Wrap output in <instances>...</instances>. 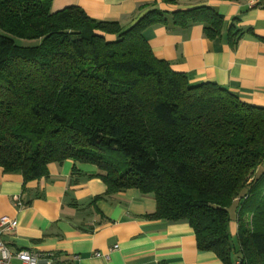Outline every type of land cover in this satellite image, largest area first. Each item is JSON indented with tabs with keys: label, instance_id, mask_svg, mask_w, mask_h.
<instances>
[{
	"label": "trees",
	"instance_id": "1",
	"mask_svg": "<svg viewBox=\"0 0 264 264\" xmlns=\"http://www.w3.org/2000/svg\"><path fill=\"white\" fill-rule=\"evenodd\" d=\"M51 5L0 0V169L29 182L52 163L94 165L107 197L153 195L146 219L188 221L199 249L224 264H264V108L192 84L145 37L156 25L202 24L215 39L224 18L208 7L150 10L123 28Z\"/></svg>",
	"mask_w": 264,
	"mask_h": 264
},
{
	"label": "crops",
	"instance_id": "2",
	"mask_svg": "<svg viewBox=\"0 0 264 264\" xmlns=\"http://www.w3.org/2000/svg\"><path fill=\"white\" fill-rule=\"evenodd\" d=\"M51 1L53 12L78 7L96 21L123 28L150 10L170 18L179 10H215L225 22L220 37L209 38L202 24L156 25L145 32L153 54L192 84L214 83L264 108V1L252 7L250 0ZM99 173L94 165L68 160L50 164L47 177L25 182L21 174L0 169V219L18 222L13 234L2 236L8 248L54 254L76 264H224L199 249L188 221L146 219L157 210L153 195L131 189L107 197Z\"/></svg>",
	"mask_w": 264,
	"mask_h": 264
},
{
	"label": "built area",
	"instance_id": "3",
	"mask_svg": "<svg viewBox=\"0 0 264 264\" xmlns=\"http://www.w3.org/2000/svg\"><path fill=\"white\" fill-rule=\"evenodd\" d=\"M259 0H250V6H255ZM264 1V0H262ZM14 202L18 207L23 204L19 197L14 198ZM18 227L16 220L9 218L0 219V264H76L74 261H60L54 254L33 252L30 250H22L12 252L3 241L4 234H13ZM115 247L114 249H117ZM100 256V254H97Z\"/></svg>",
	"mask_w": 264,
	"mask_h": 264
},
{
	"label": "rangeland",
	"instance_id": "4",
	"mask_svg": "<svg viewBox=\"0 0 264 264\" xmlns=\"http://www.w3.org/2000/svg\"><path fill=\"white\" fill-rule=\"evenodd\" d=\"M16 42L18 45L20 46H37L40 42L39 41H26V40H20V39H16ZM231 213V225H230V235L232 238V241L237 245V232H233V229H235V227L238 225V214H237V210L236 207H233L230 210ZM235 231V230H234Z\"/></svg>",
	"mask_w": 264,
	"mask_h": 264
}]
</instances>
